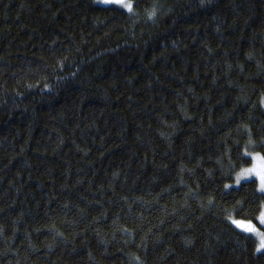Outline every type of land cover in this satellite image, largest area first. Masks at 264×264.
Listing matches in <instances>:
<instances>
[{"label": "trees", "instance_id": "trees-1", "mask_svg": "<svg viewBox=\"0 0 264 264\" xmlns=\"http://www.w3.org/2000/svg\"><path fill=\"white\" fill-rule=\"evenodd\" d=\"M134 2L0 0V264H264V0Z\"/></svg>", "mask_w": 264, "mask_h": 264}, {"label": "snow or ice", "instance_id": "snow-or-ice-1", "mask_svg": "<svg viewBox=\"0 0 264 264\" xmlns=\"http://www.w3.org/2000/svg\"><path fill=\"white\" fill-rule=\"evenodd\" d=\"M98 2L110 6L109 10L119 11L122 14H134V9L138 7V4H136L134 0H98ZM155 14V11L149 13L148 18L152 19ZM262 103H264V101H262ZM249 145L253 146V148L255 147L251 139L249 140ZM259 147L262 149L261 151L245 148L242 153V158H246L244 159V163L249 166H240L235 174V182L237 185H239L242 180H250L257 184L256 191L261 196V199L256 201L257 214L251 219H236L232 216H229L228 219L236 229L247 234L248 238H255V252L264 254V140L260 142ZM231 187V185H225V188ZM240 211H243V208H241Z\"/></svg>", "mask_w": 264, "mask_h": 264}, {"label": "rangeland", "instance_id": "rangeland-1", "mask_svg": "<svg viewBox=\"0 0 264 264\" xmlns=\"http://www.w3.org/2000/svg\"><path fill=\"white\" fill-rule=\"evenodd\" d=\"M95 3L97 4V5H100V6H108V5H105V4H103V3H100V2H98V0H95ZM250 181V180H249ZM243 182H246V181H244V180H242L241 182H240V184L241 183H243ZM239 184V185H240ZM229 185H231L232 187L231 188H235V187H238L239 185H237L236 184V182H235V177H234V181H233V183H231V184H229ZM227 189H230V188H227ZM230 221V220H229ZM231 223V222H230ZM234 226V225H233ZM235 227V226H234ZM239 230V229H238ZM240 231V230H239Z\"/></svg>", "mask_w": 264, "mask_h": 264}]
</instances>
